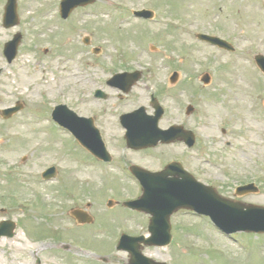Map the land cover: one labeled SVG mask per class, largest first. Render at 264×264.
<instances>
[{
    "label": "rangeland",
    "instance_id": "obj_1",
    "mask_svg": "<svg viewBox=\"0 0 264 264\" xmlns=\"http://www.w3.org/2000/svg\"><path fill=\"white\" fill-rule=\"evenodd\" d=\"M18 1L19 24L5 29V0H0V50L14 34L28 32L11 65L0 51V112L16 102L23 105L8 121L0 117V208L5 209L0 222L16 225L12 238L0 239V264H36V259L39 264H103L97 257L105 258L104 264H128V254L116 250L119 228L147 236L141 228L147 226L145 218L122 206L123 198L136 192L133 185L120 175L119 181L96 180L95 169L77 163L83 155L75 141L51 121L58 104L80 116L96 114V124L107 130L117 153L122 135L117 116L147 106L156 91L165 107L160 126L183 124L198 136L192 157L181 145L158 151L166 159L184 157L199 180L224 197L264 206V76L253 60L264 56V0H116L132 10H155L157 18L168 19L167 26L133 20L126 17L127 9L118 16L120 10L112 8L109 16L103 9L90 17L75 11L65 22L58 15L60 0ZM105 1L98 5L108 6ZM196 31L217 34L234 53L199 42ZM125 70H140L142 79L117 99L104 81ZM175 70L184 81L164 87ZM205 73L211 76L207 86L200 81ZM98 88L108 100L93 98ZM188 105L194 110L185 116ZM51 164L61 169L59 180L38 184L37 177ZM85 177L91 180L80 181ZM246 183H254L259 193L234 197L235 188ZM106 189L117 198L111 210ZM86 209L93 224L69 219L72 210ZM173 221L172 243L144 247L143 256L165 264H264V235H235L236 246L194 218Z\"/></svg>",
    "mask_w": 264,
    "mask_h": 264
},
{
    "label": "water",
    "instance_id": "obj_2",
    "mask_svg": "<svg viewBox=\"0 0 264 264\" xmlns=\"http://www.w3.org/2000/svg\"><path fill=\"white\" fill-rule=\"evenodd\" d=\"M9 4L7 6V17H6V26H12L15 23L16 17L14 14V5L11 0H9ZM80 4L79 2L75 5ZM64 8L66 9V3H64ZM68 10H65L64 16L66 17L68 15ZM148 15V14H147ZM218 44L221 47L228 48L229 47L221 41H217ZM19 43V36H16L12 42L6 45V54L11 59L15 54L16 46ZM256 62L259 64V66L264 71V59L260 56L256 57ZM126 79V84L124 87H122L124 92H127L129 88L138 80L139 74L134 73L131 75H122L117 76L114 81H119L122 78ZM208 77L203 78V82H208ZM118 85V84H116ZM96 97H101L100 92L96 93ZM156 108V117L153 121H148L145 125L140 126H128V129L130 131V135H136L137 130H142L145 132V135L147 136H153L154 130H155V124L156 120L162 115V111L158 109L157 106H154ZM19 109V107L4 111V114L8 116L12 112H16ZM60 112L65 113L68 115V118L66 120L62 119L60 116ZM54 118L60 122L61 125L67 128H77L79 132V128L81 125L82 120L75 117L74 114L66 111L64 107H59L54 112ZM129 118H126V121H128ZM133 121V120H132ZM145 122L143 121L142 124ZM76 137L78 139L81 138L80 132L77 134L74 132ZM184 134H177L171 138V139H162L163 142H170L175 139L184 138ZM188 144H191L190 141H186ZM150 144V143H149ZM152 145V144H151ZM166 175V173H163ZM183 184H189L188 180H183ZM150 190L148 188H145L144 195L141 197V199L133 204L137 206L139 210L148 211L152 215L151 224L153 225H165L168 221V216L171 214L172 210H168L165 203L167 205L174 204L176 207H185L189 209L197 210L199 213L203 214H209L212 216V218L219 224L224 225L228 231H237V230H245V231H254V232H264V228L261 226V224L258 221H255L254 219L252 221L247 222H241L240 219H237L238 215H242L243 218H249L251 216L259 217L260 210L256 207L248 206L247 211H242V205L229 202L227 200L219 198L212 189H209L207 187H204L202 185H196L193 184L190 189L183 190L182 188L172 189L169 190L167 195H164L162 197H150L149 196ZM132 204V203H131ZM130 204V205H131ZM78 219L81 221H85L82 219L80 214H75ZM164 218V219H163ZM163 219L164 223H161L160 220ZM12 224H3L0 227V236L1 235H7L11 236V231L13 230ZM151 227V226H150ZM151 237L147 240H144L143 238L133 239L129 240L127 247L121 246L119 249L127 250L130 253V264H159L154 263L150 260H147L143 258L140 254L141 246L140 244L144 245H156V246H164L167 245L170 242V235H169V229H166L163 227H156L153 230L149 229Z\"/></svg>",
    "mask_w": 264,
    "mask_h": 264
},
{
    "label": "flooded vegetation",
    "instance_id": "obj_3",
    "mask_svg": "<svg viewBox=\"0 0 264 264\" xmlns=\"http://www.w3.org/2000/svg\"><path fill=\"white\" fill-rule=\"evenodd\" d=\"M182 145L181 143H177ZM123 141H120V145L117 144L116 147H123ZM161 147H164L163 145H158L155 149L152 150H141V151H127L131 156H129L131 159L135 160L136 164L143 166L148 171H160L163 166L166 164L165 157L161 151H158ZM111 153H113L112 161L110 163H100L99 167L101 169H104L106 171L105 175L101 176H108L110 178L117 177L119 181V177L117 175H120L118 172V168H124L126 172L131 171V166L128 163V161L119 159L117 156V153L115 151L114 146L110 148ZM162 161V164L159 166H154V160L159 164L160 160ZM114 171L113 173H111ZM113 175H111V174ZM121 176V175H120ZM132 176V175H131ZM122 177V176H121ZM123 179L127 180L126 178L122 177ZM134 177H131V179Z\"/></svg>",
    "mask_w": 264,
    "mask_h": 264
},
{
    "label": "bare ground",
    "instance_id": "obj_4",
    "mask_svg": "<svg viewBox=\"0 0 264 264\" xmlns=\"http://www.w3.org/2000/svg\"><path fill=\"white\" fill-rule=\"evenodd\" d=\"M20 250H22V248H20V247H17V248H16V251H17V252L20 251Z\"/></svg>",
    "mask_w": 264,
    "mask_h": 264
}]
</instances>
